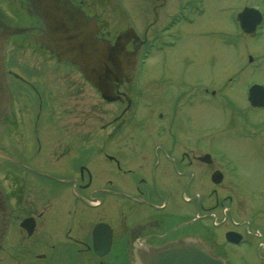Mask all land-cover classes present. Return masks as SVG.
<instances>
[{"label": "flooded vegetation", "instance_id": "obj_1", "mask_svg": "<svg viewBox=\"0 0 264 264\" xmlns=\"http://www.w3.org/2000/svg\"><path fill=\"white\" fill-rule=\"evenodd\" d=\"M65 1L89 16L101 13L97 0ZM139 4L148 26L140 34L136 28L139 39L131 41L128 49L136 50L138 58L155 46L162 53L164 32L175 30L181 19L176 11L170 17L164 15L168 0H141ZM109 10V26L134 25L133 16L120 18L118 6L110 4ZM37 15L29 0H0L4 20L37 28L41 23ZM165 18L168 26L162 29L158 26ZM103 24L101 19L100 36L113 39L117 28ZM198 33L202 40L207 36L201 28ZM28 34L29 42L22 39L7 47L14 112L0 132V147L15 161L0 162L10 205L0 264H139L148 250L182 240L202 243L225 264H264V188H252L244 196L240 168L228 170L230 162L223 152L206 145L205 133L193 131L196 121L191 114L171 113L167 120L160 112L157 128L130 129L129 119L142 99L130 96L126 86H131L124 84L118 87L127 95L116 103L120 116L112 110L108 128L85 129L84 109L92 119L98 109L94 102L84 107L82 75L70 63H59L34 33ZM173 37L177 48L183 34ZM159 59L163 63L167 57ZM50 67L63 71L54 73ZM54 77L59 81L50 85ZM233 82L235 88L241 85L243 89L241 74L230 79ZM85 83L92 95L94 90L99 96ZM247 83L241 92L246 106L236 104L230 95L223 94L222 99L233 106L239 120L236 139H257L264 149V108L249 103L253 81ZM192 87L208 92V86H187ZM179 100L181 109L190 105ZM74 114L76 124L71 128L67 120ZM100 178L105 183L100 184ZM100 223L97 241L95 228ZM229 233L242 236L240 245L228 241ZM253 237L263 240L257 262L246 257V251L253 249L248 245ZM96 242L103 244L102 249L96 248ZM106 243L109 249L102 253Z\"/></svg>", "mask_w": 264, "mask_h": 264}, {"label": "rangeland", "instance_id": "obj_2", "mask_svg": "<svg viewBox=\"0 0 264 264\" xmlns=\"http://www.w3.org/2000/svg\"><path fill=\"white\" fill-rule=\"evenodd\" d=\"M112 1L131 13L139 34L140 30L148 26H145L143 19L145 15L141 10L144 7L142 8L139 4L141 0ZM104 5L107 6L109 3ZM199 5L203 8L202 14L196 13ZM185 6H188V10H193V13L187 11L184 16L187 14L194 16L195 23L188 25L183 20V16H180L181 24L173 31L164 32L171 35L182 33L183 43L181 41L177 48H168L162 53L154 50L135 89L126 86V91L130 96H138L142 99L141 103L137 102L135 113L132 114V119H129V128L142 129L147 125V128H157V118L160 112L165 113L167 120L170 119L171 113L178 114V117H181L183 112L186 116L191 114L196 121L193 131L196 134L205 133L208 136L205 140L206 145L221 150L227 162H230V165L234 164L229 165L228 170L236 166L240 168L242 180L240 186L244 196H249L252 188H257V190L264 188V149L257 139H236L239 133L236 131L239 130V120L234 116L235 112L232 113L231 109L223 107L224 101L221 100H223V94L230 95L236 104L244 107L246 104L241 98V92L245 90L247 82L255 81L264 86V24L260 30L261 34L256 38H251L239 30L235 21L237 14L244 6L264 9V0H168L164 15L170 17L175 11L176 14L181 12ZM166 20L167 18L163 19L164 22L158 27L166 29ZM153 28L148 34L149 37L154 33ZM200 28L207 35L203 40L199 37ZM192 32L195 33L192 34ZM163 55L167 59L161 63L159 57ZM249 56L253 57V61H249ZM50 65L53 66L54 63ZM50 70L54 73L63 71L61 68L53 69L52 67ZM238 74H241L245 81L243 89L241 85L235 88V83H230V79H237ZM50 81H48L50 85H55L54 82L59 80L54 77ZM183 81L192 83L190 85L180 84ZM83 82L84 107H91L94 102L98 109V115L94 119L86 115V109H84V128H108L107 123L109 118H112V110L116 111L118 104H108L102 100L100 95H95L94 90H92V95L91 90H87L84 79ZM191 85L208 86L211 90L218 92L219 99L210 98L209 95L199 90L200 87L187 88ZM179 98L185 103L189 102L190 105L181 109ZM149 113L152 115L150 116ZM116 115L120 116V111H116L114 116ZM129 115L131 116V113ZM124 117H128V114ZM72 118L68 116L67 121L71 128H75L76 115L74 114ZM99 133L103 134V132ZM105 180L100 178L99 183H105ZM237 220L239 221L240 218L237 217ZM261 241L263 242L254 237L251 239L249 246L253 249L246 251L247 258L255 262L260 261L256 259L259 256L258 245ZM263 254L264 250H261V255Z\"/></svg>", "mask_w": 264, "mask_h": 264}, {"label": "water", "instance_id": "obj_3", "mask_svg": "<svg viewBox=\"0 0 264 264\" xmlns=\"http://www.w3.org/2000/svg\"><path fill=\"white\" fill-rule=\"evenodd\" d=\"M38 11L41 23L37 28L13 25L0 17V132L12 112V95L6 70V45L12 37L31 40L28 33L40 40L43 47L59 61H68L79 67L108 102L120 98L119 85L131 79L136 65V51H129V42H137L134 30L119 33L114 40L98 37L99 25L95 17L84 16L81 10L65 0H29ZM237 19L244 32L254 35L262 22L261 14L254 8H245ZM249 101L256 107H264V87L253 85ZM0 156L9 158L1 149ZM7 197L0 187V249L9 223ZM100 226H98L99 228ZM100 249V247H97ZM108 250L107 243L102 253ZM139 264H224L201 243L190 240L171 244L141 256Z\"/></svg>", "mask_w": 264, "mask_h": 264}]
</instances>
